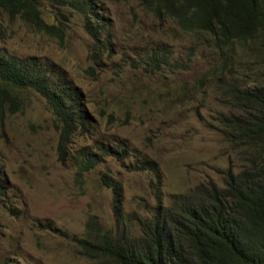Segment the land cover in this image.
<instances>
[{"label": "rangeland", "instance_id": "1", "mask_svg": "<svg viewBox=\"0 0 264 264\" xmlns=\"http://www.w3.org/2000/svg\"><path fill=\"white\" fill-rule=\"evenodd\" d=\"M97 1L106 23L100 43L110 54L103 52L96 61L82 18L70 7L59 10L68 18L62 20L67 27L62 41L20 19L5 20L0 51L35 55L48 71L62 70L80 89L89 131L72 136L62 159L59 125L38 92L23 89L16 108L5 106L0 114V264H98L82 256L70 237H94L87 225L91 216L104 230L120 228L112 190L102 184L101 173L121 184L122 212L138 235L137 219L152 214L156 196L169 206L173 195H191L197 184L221 188L228 168L236 173L244 166L217 123L236 110L217 99L216 79L264 76V56L254 47L236 46L231 59L209 46L208 35L187 32L170 18L158 20L141 0ZM40 10L47 22L55 20L51 4L43 0ZM162 52L168 62L158 68L154 60ZM230 61L232 67L213 74ZM119 142L126 145L125 151L117 147L121 160L96 149ZM80 152L100 158L82 181L75 167ZM140 160L150 161L151 168L140 167Z\"/></svg>", "mask_w": 264, "mask_h": 264}, {"label": "trees", "instance_id": "2", "mask_svg": "<svg viewBox=\"0 0 264 264\" xmlns=\"http://www.w3.org/2000/svg\"><path fill=\"white\" fill-rule=\"evenodd\" d=\"M42 1L0 0V37L5 33L6 19H20L62 41L65 34L62 20H67V16L59 10L70 7L85 17V30L97 39L99 31L89 20L97 14L95 0H44L56 9L55 16L62 17L53 22L44 20L40 10ZM141 2L160 21L170 18L187 32L208 35L209 46L231 59L236 46L254 47L264 56V0ZM167 62V55L162 52L154 65L159 68ZM233 65L230 61L228 66L212 72ZM47 72V64L35 55L7 56L0 51V114L5 106L16 108L21 89L38 92L63 124L59 137L61 156L64 141L82 117L75 109L80 95L67 80L54 84ZM247 76V81H222L221 76L216 79L217 99L236 110L217 119V123L244 166L236 173L228 168L221 188L212 183L197 184L191 195H173L169 206H164L156 196L152 214L137 219L138 235L132 233V219L122 212L121 184L101 173L102 184L112 190L114 214L120 228L116 232L104 230L91 216L87 225L94 229L95 236L70 237L82 256L98 264H264V76ZM203 80L199 78L200 82ZM98 162V158L88 153L77 156L76 178L82 181ZM139 162L140 167L151 168L150 161ZM2 183L0 169V197L4 195ZM152 187L158 194V186ZM60 233L69 237L65 232Z\"/></svg>", "mask_w": 264, "mask_h": 264}, {"label": "clouds", "instance_id": "3", "mask_svg": "<svg viewBox=\"0 0 264 264\" xmlns=\"http://www.w3.org/2000/svg\"><path fill=\"white\" fill-rule=\"evenodd\" d=\"M96 1V11H97V14H96V16H91L90 17V22H91V24L92 25H95L96 26V28L98 29V31H99V34H98V36H97V39H94L92 36H90L89 35V33L85 30V28H84V26H85V22H86V20H85V17L82 15V14H79L80 15V17L82 18V22H83V28H84V30H85V32L89 35V37L92 39V41H93V45H94V48H93V50H92V52H91V57H92V60H94V61H96L98 58H99V54H102L103 52H107V54H110V49L108 48V46L106 45V44H101L100 42L102 41L101 40V35H102V32H103V30H104V28H105V26H106V23H105V21L103 20V18L100 16V6H99V4H98V1L97 0H95ZM76 12V11H75ZM78 13V12H77ZM58 16H55L54 17V19H56ZM59 18V17H58ZM60 19V18H59ZM45 20V19H44ZM60 20H62V17H61V19ZM67 20H68V18H67ZM46 21V20H45ZM55 21V20H54ZM64 21H66V20H64ZM63 22V21H62ZM64 23V22H63ZM26 24V23H25ZM65 24V23H64ZM66 24H65V30H66ZM35 29V28H34ZM37 30V29H36ZM65 30H64V33H65ZM41 32V31H40ZM41 33H43V32H41ZM43 34H45V33H43ZM45 35H47V34H45ZM47 36H50V35H47ZM54 37V36H53ZM59 39V38H58ZM63 40V39H62ZM39 58V57H38ZM158 59L159 58H155V60H154V63H157L158 62ZM48 68V67H47ZM58 68V67H57ZM48 70V69H47ZM48 73V75H49V77H50V79H52L53 80V82H54V84H60V83H62L63 81H68V82H70V84L73 86V87H75L77 90H79V95H80V98H76V102H77V105L75 106V109H76V112H77V114L78 115H82V117L81 118H79L76 122H75V125H76V128H75V130H74V132H72L70 135H68V137H67V139L64 141V145H63V148L62 149H64V151H63V154H61V158L63 159L64 158V155H65V153H66V145H67V143L71 140V138H72V136L73 135H75L76 133H78V132H82V131H89V117H88V115H87V113L85 112V110L84 109H82L81 108V93H80V89L75 85V84H73L72 82H71V79L70 78H68L67 77V75L66 74H62V70L60 71V69H59V71L58 70H56L55 68H53V69H51L50 71H48L47 72ZM26 89V88H25ZM31 89V88H30ZM23 89H21L20 91H19V93H18V96H19V94H20V92L22 91ZM35 91V90H34ZM42 97V96H41ZM44 100H45V102H46V104H47V106H48V108H49V110H50V112H51V114H52V117H53V120H54V122H55V124H56V126H58L59 125V129H60V131H62V122H59L57 119H56V117L54 116V114H53V112H52V109L50 108V106H49V104L47 103V101H46V99L44 98V97H42ZM59 137H60V132H59ZM113 144H115V146H110V145H108V144H106V145H103V146H96V149L98 150V151H100L101 153L102 152H104L105 154H107V155H117V156H120V158H119V160H121L124 156L122 155V151L121 152H119V150L117 149V147H120L123 151H125V149H126V145H124L123 143H113ZM57 148H58V152H59V138H58V145H57ZM115 152H117V153H115ZM62 153V152H61ZM86 153H88L90 156H94V157H96V158H98L97 157V155H96V153L94 152V153H92V152H80V153H78L77 155H76V157L77 156H83L84 154H86ZM59 154V153H58ZM75 157V158H76ZM99 159V162H100V158H98ZM76 160V159H75ZM98 162V163H99ZM97 163V164H98ZM141 165V164H140Z\"/></svg>", "mask_w": 264, "mask_h": 264}]
</instances>
